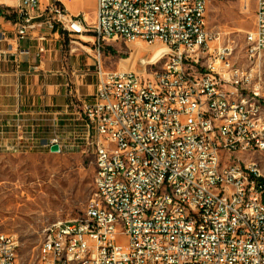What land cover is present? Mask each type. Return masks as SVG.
<instances>
[{
	"label": "built area",
	"instance_id": "2783aa9c",
	"mask_svg": "<svg viewBox=\"0 0 264 264\" xmlns=\"http://www.w3.org/2000/svg\"><path fill=\"white\" fill-rule=\"evenodd\" d=\"M17 1L18 40L75 26L80 35L68 43H91L95 53L94 93L73 99L94 155L93 192L81 217L44 227L39 264H264V172L253 160L264 153L256 84L264 0H255L245 36L246 67L208 30L210 0H95L93 24L59 0ZM115 40L144 44L149 55L138 69H106L101 47ZM54 144L61 152L59 136L44 142L49 151ZM18 247L0 232V264H16Z\"/></svg>",
	"mask_w": 264,
	"mask_h": 264
},
{
	"label": "rangeland",
	"instance_id": "374dc122",
	"mask_svg": "<svg viewBox=\"0 0 264 264\" xmlns=\"http://www.w3.org/2000/svg\"><path fill=\"white\" fill-rule=\"evenodd\" d=\"M94 2L84 0L81 6L89 24L95 22ZM254 20V0H210L207 4V28L220 32L224 43L231 44V61L238 66L249 65L245 36L254 27ZM149 52L150 47L144 44L108 41L102 44L101 61L106 69H138ZM92 54L94 58V51ZM256 73L264 105V51L256 61ZM82 138L81 134L67 135V146L58 153L38 143L28 151H0V232L17 237L16 264H39L37 252L47 224L83 215L94 188L95 162ZM253 160L264 172V153L255 154ZM119 242L124 243V239Z\"/></svg>",
	"mask_w": 264,
	"mask_h": 264
},
{
	"label": "crops",
	"instance_id": "0c3cea01",
	"mask_svg": "<svg viewBox=\"0 0 264 264\" xmlns=\"http://www.w3.org/2000/svg\"><path fill=\"white\" fill-rule=\"evenodd\" d=\"M49 1L40 0V8ZM59 1L70 14L82 11L84 0ZM17 6V0H0V151L32 150L56 134L66 147L67 135L75 137L83 129L74 100L84 101L95 90L92 44H69L59 28L45 31L44 41L18 40ZM82 39L93 41L91 36ZM41 45L45 51L38 64Z\"/></svg>",
	"mask_w": 264,
	"mask_h": 264
},
{
	"label": "bare ground",
	"instance_id": "6f19581e",
	"mask_svg": "<svg viewBox=\"0 0 264 264\" xmlns=\"http://www.w3.org/2000/svg\"><path fill=\"white\" fill-rule=\"evenodd\" d=\"M58 28L67 36L80 35V27L60 25ZM241 148H248V138H241ZM170 189H177V182H170ZM160 202H167V195H160Z\"/></svg>",
	"mask_w": 264,
	"mask_h": 264
},
{
	"label": "water",
	"instance_id": "95a60500",
	"mask_svg": "<svg viewBox=\"0 0 264 264\" xmlns=\"http://www.w3.org/2000/svg\"><path fill=\"white\" fill-rule=\"evenodd\" d=\"M50 151L51 152H59V146L54 144L50 146Z\"/></svg>",
	"mask_w": 264,
	"mask_h": 264
},
{
	"label": "trees",
	"instance_id": "16d2710c",
	"mask_svg": "<svg viewBox=\"0 0 264 264\" xmlns=\"http://www.w3.org/2000/svg\"><path fill=\"white\" fill-rule=\"evenodd\" d=\"M0 13H2V9L0 8ZM6 17H9V16H6Z\"/></svg>",
	"mask_w": 264,
	"mask_h": 264
}]
</instances>
